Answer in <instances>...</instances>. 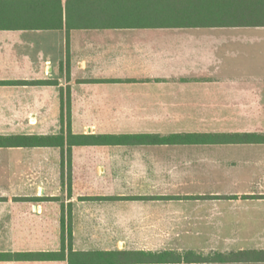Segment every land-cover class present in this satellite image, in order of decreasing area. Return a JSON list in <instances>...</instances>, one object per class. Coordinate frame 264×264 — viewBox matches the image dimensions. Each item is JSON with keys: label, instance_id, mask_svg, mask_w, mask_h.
<instances>
[{"label": "crops", "instance_id": "1", "mask_svg": "<svg viewBox=\"0 0 264 264\" xmlns=\"http://www.w3.org/2000/svg\"><path fill=\"white\" fill-rule=\"evenodd\" d=\"M69 235L264 252V0H0V255L66 256Z\"/></svg>", "mask_w": 264, "mask_h": 264}, {"label": "trees", "instance_id": "2", "mask_svg": "<svg viewBox=\"0 0 264 264\" xmlns=\"http://www.w3.org/2000/svg\"><path fill=\"white\" fill-rule=\"evenodd\" d=\"M38 84H53L47 81H39ZM63 103V94L61 97ZM67 107L69 106L68 96L66 98ZM63 122V115H61ZM66 127L69 133V114L66 115ZM69 140V138H68ZM8 144L14 145H53L63 147L64 136L60 135L43 137V136H13L7 138ZM68 252L65 256V247L62 241V246L59 251L52 252H35V253H14L8 255H0V259L6 260H66L68 264H100V263H124V262H179V261H264V252H238L226 254H215L210 258H203L193 251H186L184 253H177L175 251H165L158 254H153L144 251H90L78 252L73 251L70 245V235L68 237Z\"/></svg>", "mask_w": 264, "mask_h": 264}, {"label": "rangeland", "instance_id": "3", "mask_svg": "<svg viewBox=\"0 0 264 264\" xmlns=\"http://www.w3.org/2000/svg\"><path fill=\"white\" fill-rule=\"evenodd\" d=\"M63 182V181H62ZM65 182V181H64Z\"/></svg>", "mask_w": 264, "mask_h": 264}]
</instances>
